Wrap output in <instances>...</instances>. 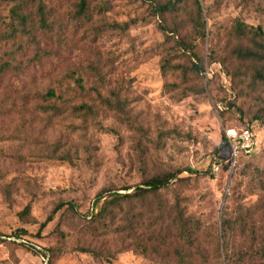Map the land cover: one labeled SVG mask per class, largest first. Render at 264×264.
<instances>
[{
    "label": "rangeland",
    "instance_id": "rangeland-1",
    "mask_svg": "<svg viewBox=\"0 0 264 264\" xmlns=\"http://www.w3.org/2000/svg\"><path fill=\"white\" fill-rule=\"evenodd\" d=\"M237 24L264 36V0H0V264H264V63L235 52L263 37Z\"/></svg>",
    "mask_w": 264,
    "mask_h": 264
},
{
    "label": "trees",
    "instance_id": "trees-1",
    "mask_svg": "<svg viewBox=\"0 0 264 264\" xmlns=\"http://www.w3.org/2000/svg\"><path fill=\"white\" fill-rule=\"evenodd\" d=\"M174 2L173 1H169L163 5L161 4H157V9L159 11L161 10H170L174 7ZM196 5L198 10L200 9V5L198 3V1H196ZM88 6V0H77V9L79 11V13L84 14L86 11V8ZM13 15H17L20 18L19 13L16 11V9H13L12 11ZM22 22V21H21ZM236 30L239 34H245V30H251V32L254 33V35H259L262 36L263 41L260 42V49H243V48H238L235 50L236 54L241 58V59H248V60H253V61H259V62H263L264 63V36L262 33V29L260 27L257 28H247L245 27L243 24H237L236 26ZM193 69L195 71H200L201 67L198 66L197 64H192ZM258 77L261 78L262 80H264V75L260 72L257 73ZM55 93L53 90L49 89L46 93H45V97H47V99L54 97ZM117 99V98H116ZM109 105L111 106L112 104H114L117 108L121 109V103L120 101L117 99L115 102H111L109 100H107ZM55 109L57 110V106L55 105H50L49 109ZM79 110H84L85 113H88L92 110V108L89 105H81L79 108ZM252 128V126L249 123H246L244 126L239 127L238 129L241 128ZM224 143L227 144L226 142V138L224 135ZM240 165V159L235 161V164L233 166V172L237 170L238 166ZM230 169H231V163L229 164ZM229 169V170H230ZM190 172H193L192 170L189 169ZM176 177V174L173 173H167L165 175H158V176H154L152 178H149L147 180H144L141 183V186L136 188L135 191V196L137 197H142L144 193L146 192H156L161 188L166 187L170 181H172L174 178ZM127 197H132V194L127 193V194H121L118 191H114L111 192L108 196H100L99 199L97 200L98 204L100 202L101 198H104L103 201L100 203L99 207L96 208V211L94 212V214H92V216L97 217L98 219L101 218H106L108 215L112 216L114 214V208L119 205V202L122 198H127ZM64 203H59L55 206V208L53 209V212H56L58 209H60L61 207H63ZM264 206V205H263ZM51 216H49L47 218V220L50 219ZM191 218L189 216L184 217L182 212H179L178 216L176 218H174L173 221V225L177 228H179L181 230V235L182 237H185L187 239H190V226H191ZM44 223H42L41 226H43ZM18 235V234H17ZM261 253L263 254L262 257H264V246L262 247Z\"/></svg>",
    "mask_w": 264,
    "mask_h": 264
},
{
    "label": "built area",
    "instance_id": "built-area-1",
    "mask_svg": "<svg viewBox=\"0 0 264 264\" xmlns=\"http://www.w3.org/2000/svg\"><path fill=\"white\" fill-rule=\"evenodd\" d=\"M225 138L227 144L232 150L233 160H230L232 168L236 161V153L238 149L242 150L244 154H249L254 150L255 135L251 128L227 129L225 131ZM213 171H219V166L215 164L213 166Z\"/></svg>",
    "mask_w": 264,
    "mask_h": 264
}]
</instances>
